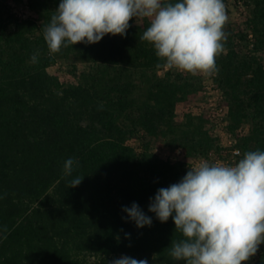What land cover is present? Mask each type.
<instances>
[{
	"label": "trees",
	"instance_id": "1",
	"mask_svg": "<svg viewBox=\"0 0 264 264\" xmlns=\"http://www.w3.org/2000/svg\"><path fill=\"white\" fill-rule=\"evenodd\" d=\"M25 1L28 17L12 10ZM236 2L215 81L242 158L264 151V0ZM59 3L0 0V264H111L122 255L184 264L169 255L182 238L173 220L161 223L148 207L200 158L221 155L208 112L179 111L199 106L200 75H160L165 67L140 39L149 24L135 18L123 37L50 54L43 28ZM61 60L70 62L66 81L51 71ZM158 147L182 150L184 160L162 159ZM68 158L78 163L66 176ZM76 177L84 178L70 187ZM133 203L150 227L128 219L123 208ZM242 264H264V243Z\"/></svg>",
	"mask_w": 264,
	"mask_h": 264
},
{
	"label": "clouds",
	"instance_id": "2",
	"mask_svg": "<svg viewBox=\"0 0 264 264\" xmlns=\"http://www.w3.org/2000/svg\"><path fill=\"white\" fill-rule=\"evenodd\" d=\"M146 20L140 39L152 45L157 68L213 76L216 58L225 51L228 15L223 0H60L43 28L50 54L78 43L95 44L105 35L125 36L129 21ZM38 54H33V62ZM74 158L63 165L71 175ZM84 177L70 181L78 186ZM148 211L169 218L181 239L169 255L184 264H242L264 243V151H246L235 164L202 161L178 183L159 188ZM137 228L152 225L138 204L123 208ZM111 264H148L127 255Z\"/></svg>",
	"mask_w": 264,
	"mask_h": 264
},
{
	"label": "built area",
	"instance_id": "3",
	"mask_svg": "<svg viewBox=\"0 0 264 264\" xmlns=\"http://www.w3.org/2000/svg\"><path fill=\"white\" fill-rule=\"evenodd\" d=\"M238 5L239 7H243L241 2H238ZM30 13L32 14L31 11ZM260 55L264 59V50L260 53ZM168 70L169 69L165 68L159 73L160 75L161 72H164L165 74V72ZM196 75H200V80L202 83V91L200 92L201 101L199 103V110L200 112H208L213 128V133L219 139V145L221 148V155L210 153L209 156L200 158L196 163V166L198 167L199 164L204 160L208 161L209 163H215L219 165L235 164L239 159H241L240 157L242 155V152L241 149L238 147L236 134L231 132L229 129V125H230L229 108L225 105V97L223 91L215 81L216 74L211 77L205 76L204 74H200V73ZM248 131L249 128L246 129L245 127H243L240 129L239 133L241 135H246ZM160 150L161 148L158 147L154 149V153L158 156V152H160ZM168 159L169 158L165 160ZM258 253L259 250L256 253V255Z\"/></svg>",
	"mask_w": 264,
	"mask_h": 264
},
{
	"label": "rangeland",
	"instance_id": "4",
	"mask_svg": "<svg viewBox=\"0 0 264 264\" xmlns=\"http://www.w3.org/2000/svg\"><path fill=\"white\" fill-rule=\"evenodd\" d=\"M224 4H225V8L226 11H229L231 13L232 17H235L237 15V7H236V0H223ZM28 4L27 2H23V3H17L15 5L12 6V10L14 11V13L21 15L23 17L25 16H31L32 14L30 13V10L28 9ZM69 63L68 61H59L58 64L56 66H54L51 71L52 73H59L60 79L62 81H66L67 78L71 77L68 72H67V68L69 67ZM62 71V72H60ZM177 71V70H175ZM180 72V71H179ZM161 75H164V72H161ZM191 111L194 113H199V106L198 107H193V108H184V107H179V111ZM246 129H248L249 127L246 126ZM135 146L138 148V143L135 142L134 143ZM158 157H162L164 159H172L174 161H180L184 159V154L183 151L181 150H171L169 148H161L160 152H158Z\"/></svg>",
	"mask_w": 264,
	"mask_h": 264
}]
</instances>
